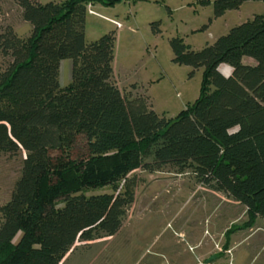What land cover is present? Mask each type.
I'll use <instances>...</instances> for the list:
<instances>
[{
    "label": "trees",
    "instance_id": "16d2710c",
    "mask_svg": "<svg viewBox=\"0 0 264 264\" xmlns=\"http://www.w3.org/2000/svg\"><path fill=\"white\" fill-rule=\"evenodd\" d=\"M15 1L31 29L0 33L9 59L0 71V156L22 158L0 209V264H59L75 241L115 235L133 201L128 176L140 168L190 165L201 183L245 207L241 228L264 218V11L201 49L169 39L174 63L190 76L203 72L198 98L167 119L146 95L127 97L117 86L115 31L85 41L90 5L119 0ZM246 1L212 0V17ZM78 141L86 155L72 158ZM105 186L111 192L86 194Z\"/></svg>",
    "mask_w": 264,
    "mask_h": 264
},
{
    "label": "rangeland",
    "instance_id": "374dc122",
    "mask_svg": "<svg viewBox=\"0 0 264 264\" xmlns=\"http://www.w3.org/2000/svg\"><path fill=\"white\" fill-rule=\"evenodd\" d=\"M89 9L93 13H86V42L115 31L117 86L127 97L146 95L156 113L172 119L198 98L203 71L199 68L190 76V67L174 63L169 39L178 36L192 49H201L231 27L261 14L264 3L246 1L218 18L212 17V0H119L94 3ZM155 22H159V33L152 30ZM5 27L19 37L30 33L31 25L22 20L15 0H0V33ZM67 61L61 66L63 86L70 77L63 66ZM8 62L0 54V71ZM219 69L226 75L231 71L225 63ZM85 155L84 144L78 141L71 157ZM21 166L20 155L0 156V209L10 198ZM152 168L129 174L133 201L121 229L113 236L75 241L59 264H264V218L241 228L248 219L245 207L201 183L192 166ZM101 192L111 188L86 194Z\"/></svg>",
    "mask_w": 264,
    "mask_h": 264
},
{
    "label": "crops",
    "instance_id": "0c3cea01",
    "mask_svg": "<svg viewBox=\"0 0 264 264\" xmlns=\"http://www.w3.org/2000/svg\"><path fill=\"white\" fill-rule=\"evenodd\" d=\"M242 6V5H241ZM240 6V7H241ZM62 62H64V60L63 61H61V64H60V73H61V66H62ZM68 63L66 64H64L63 66L65 67V70L67 69L68 71H69V73H70V68H71V62H70V60L69 61H67ZM113 71H114V69H113ZM228 75V74H227ZM69 81H70V77H69ZM60 84H61V82H60ZM63 86V85H62Z\"/></svg>",
    "mask_w": 264,
    "mask_h": 264
},
{
    "label": "built area",
    "instance_id": "2783aa9c",
    "mask_svg": "<svg viewBox=\"0 0 264 264\" xmlns=\"http://www.w3.org/2000/svg\"><path fill=\"white\" fill-rule=\"evenodd\" d=\"M88 12L91 13V14L93 13L89 8H88ZM108 21H110V20H108ZM111 22H113L116 25V27H119L120 26L119 23H117L115 21H111Z\"/></svg>",
    "mask_w": 264,
    "mask_h": 264
}]
</instances>
